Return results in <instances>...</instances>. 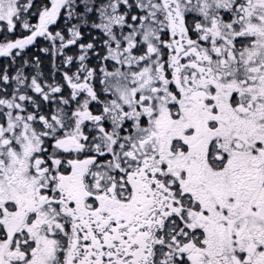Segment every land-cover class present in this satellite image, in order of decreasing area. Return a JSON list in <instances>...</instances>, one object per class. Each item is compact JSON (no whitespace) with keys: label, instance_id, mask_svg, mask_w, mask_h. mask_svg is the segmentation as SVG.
<instances>
[{"label":"snow or ice","instance_id":"snow-or-ice-1","mask_svg":"<svg viewBox=\"0 0 264 264\" xmlns=\"http://www.w3.org/2000/svg\"><path fill=\"white\" fill-rule=\"evenodd\" d=\"M0 264H264V0H0Z\"/></svg>","mask_w":264,"mask_h":264}]
</instances>
